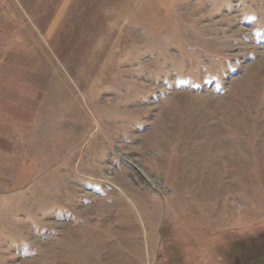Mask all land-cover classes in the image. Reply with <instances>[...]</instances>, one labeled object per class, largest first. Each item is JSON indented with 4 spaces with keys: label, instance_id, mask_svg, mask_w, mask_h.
<instances>
[{
    "label": "rangeland",
    "instance_id": "374dc122",
    "mask_svg": "<svg viewBox=\"0 0 264 264\" xmlns=\"http://www.w3.org/2000/svg\"><path fill=\"white\" fill-rule=\"evenodd\" d=\"M0 264H264V0H0Z\"/></svg>",
    "mask_w": 264,
    "mask_h": 264
}]
</instances>
